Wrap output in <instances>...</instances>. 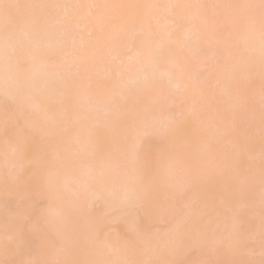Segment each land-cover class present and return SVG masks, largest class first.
I'll return each mask as SVG.
<instances>
[{
	"label": "bare ground",
	"instance_id": "obj_1",
	"mask_svg": "<svg viewBox=\"0 0 264 264\" xmlns=\"http://www.w3.org/2000/svg\"><path fill=\"white\" fill-rule=\"evenodd\" d=\"M9 2L80 5V7L67 9H43L37 14L40 23L47 29L42 35L39 59L47 66L52 88L49 92L34 97L30 103L41 104L44 109L56 116L60 124L51 132L42 131L39 127L28 129L29 139L37 148L56 143L60 149L58 155L61 156L64 155L63 148L66 145L78 149L71 154V162L65 169L69 177L67 189L69 198L72 196L71 178L78 176L81 168L91 163L87 145L88 124L86 120L77 118L78 113L81 116L94 117L95 108L101 107L108 100H114L121 106L119 119H116L114 115L112 126L104 129L105 148L115 153L124 146L125 127L131 122L132 114L147 111L150 117L167 123L173 117H179L181 112H186L180 135L187 140L193 154H196L201 143L206 141L212 158L217 164L224 165L226 168V173L216 175L213 182L199 192L200 198L206 205L209 228L217 227L215 218L223 211L221 197L227 196V189L232 185L227 173L234 169L241 176L254 177L251 185L239 186V195L235 199L229 198V203L242 213H247L250 207L254 208L255 216L246 215L244 218L253 226L255 233L253 240L259 241L262 140L261 137L259 138L261 112L256 109L258 105H261L259 93L263 81L259 70L258 30L254 37H248L239 10L211 7L206 10L204 16H201L200 10L195 8L107 9L105 14L111 18V23L101 28L92 23L98 10L90 7L99 4L211 6L258 2V0H9ZM126 12L141 18L145 26L150 28L155 39L166 42L162 57L155 63L149 61L147 55L139 49L138 43H133L128 35L119 31L121 16ZM27 15L25 9L16 11V24L19 28L24 29ZM184 35L198 40L199 47L190 50L182 48L179 39ZM169 54H179L190 68L205 69L206 78L211 80L213 85L219 78V74L215 71L217 68H228L234 61L244 62L251 56L255 60L253 71L249 72L245 69L230 73L238 86L240 95L244 98V103L233 105L225 89L211 87L212 89L208 90L207 83L204 85L205 92L202 97L194 96L190 87L185 86L184 81H173L174 84L178 83L179 87L170 86L167 77L164 76V73L171 70L167 63ZM17 70L22 73L31 71V57L21 56ZM2 71L0 66V74ZM254 93H256L255 96ZM251 96L258 100H256L258 103V105L255 104L256 107L251 101L252 98L250 100ZM193 106L194 112H192ZM253 107L256 111L254 109L252 111ZM244 112L245 115H243ZM17 114L19 127H28L30 113L27 107H23ZM39 119V116L31 115L33 124H38ZM216 128H228L231 133L230 138L225 139L223 135H214L213 130ZM250 128L255 129L254 133H259L258 137L248 135ZM233 142L243 143L245 151L235 153ZM143 147L155 157L168 147V141L159 136L150 135L145 137ZM240 158L246 163L240 161ZM249 160L251 161L247 162ZM22 164V161L8 152L7 136L3 123L0 122V261H16L17 264L22 260L52 258L46 249L36 242L35 237H30L28 242L21 241L14 244L7 252L5 251L12 227L10 210L24 208L23 197L16 190L15 185L17 183L36 185L41 180L38 166L33 164L32 171L21 175L17 182L15 174L22 172ZM125 171L126 175L118 178L107 173L104 180L107 184L114 181L119 184L134 178L133 165L130 162L126 165ZM6 182L9 184L8 191L4 190ZM249 192L254 196V201H249ZM187 198L185 196L181 199ZM33 199L39 203L41 219L46 213L50 212L55 216L60 210L58 202L49 200L42 194L33 193ZM89 206L96 216H104L107 211L104 200L90 202ZM171 224V216L152 215L140 210L127 219L111 222L109 231L113 236L132 234L133 229L151 234H163L168 231ZM162 226H166L165 230H162ZM45 227H47L46 224ZM215 234L218 236L219 232ZM50 235L55 237L54 232L50 231ZM211 235L210 231L209 236ZM248 244L249 242L245 241L238 248L225 247L215 254H210L207 249L194 244L189 249L167 253L162 258L189 260L192 264H199L209 259L216 260L219 264H245L247 261H255L259 264L260 243L256 248ZM255 253H258V257L253 256ZM63 258L87 264L89 261L106 258L117 260L122 257L81 248ZM128 258L148 261L160 257L148 252L131 255Z\"/></svg>",
	"mask_w": 264,
	"mask_h": 264
},
{
	"label": "snow or ice",
	"instance_id": "obj_2",
	"mask_svg": "<svg viewBox=\"0 0 264 264\" xmlns=\"http://www.w3.org/2000/svg\"><path fill=\"white\" fill-rule=\"evenodd\" d=\"M80 7V5H44L19 4L9 0H0V122L3 123L7 136V150L11 155L22 161V172L15 174L17 182L21 175L32 171L33 164L38 166L41 176L39 184L23 185L17 183L16 190L23 197L22 210H10L12 218L11 235L5 251L21 241L28 242L35 237L36 242L46 249L52 257L47 260L20 261L19 264H80L78 261L63 257L81 248H87L96 253L116 255L121 259L110 258L89 261L87 264H192L189 260H172L162 257L177 250H186L194 244H199L210 254L218 253L223 248H238L242 243L253 242L255 233L252 224L245 220L246 215L255 216L254 208L242 213L229 203V198L239 195L241 184L251 185L254 177L241 176L236 170L229 173L232 185L227 189V196L221 197L222 213L215 218L217 227L209 228L206 205L199 196L203 187L209 186L216 175L226 173L224 165H219L212 158L209 144L205 141L193 154L187 140L180 135V129L186 112L179 117H173L163 123L145 112L131 115V122L125 127V142L122 149L113 153L107 151L104 143V129L111 127L113 116L119 119L120 105L114 100L106 101L101 107L95 108V116H81L88 124V155L91 163L81 168L78 176L71 178L72 196H67L69 177L65 169L71 162V154L77 148L66 145L64 155H58L60 149L56 143L45 147H35L30 139L29 128L39 127L42 131L51 132L60 121L49 113L39 103H30L34 97L49 92L52 88L47 66L39 59L42 47V35L46 32L38 18L40 10L48 8ZM90 7L98 11L92 21L103 28L111 23V18L105 14L107 9H139V8H195L204 16L206 10L213 9L239 10L241 20L246 28V35L254 37L259 34V70L264 80V0L242 4L217 5H138V4H99ZM25 9L28 13L25 27L21 29L16 24L15 13ZM119 31L128 35L133 43H138L149 61L155 63L162 57L166 48L164 40L155 39L150 28L143 20L127 12L121 16ZM171 36V33H169ZM180 46L186 50L199 47L198 40L184 35L179 39ZM251 51V50H250ZM27 55L32 60V70L22 73L17 70L20 57ZM167 63L170 71L164 73L169 85L179 87L173 81H184L190 87L192 94L203 96L204 85L215 86L227 91L233 105H241L244 98L239 93L238 86L230 73L240 70H254L255 60L251 56L244 62L234 61L228 68H217L219 74L215 85L206 78V70L192 67L179 54H169ZM260 136L262 147L260 153V210H259V243L261 259L264 264V87L261 89ZM27 107L29 115L28 127H19L18 112ZM231 110V105H230ZM195 111L193 106L192 112ZM31 115L39 116V123L33 124ZM255 129L250 128L248 135H253ZM214 135L230 138L228 128L213 130ZM159 136L168 141V147L155 157L144 150L145 137ZM233 151H245L243 143L233 142ZM7 158V154H6ZM133 165L134 178L117 184L115 181L107 184L104 177L111 173L114 177L126 175V165ZM26 166V167H25ZM4 190H9L6 182ZM33 193L42 194L49 200L59 204L55 216L46 213L41 219L39 203L33 199ZM187 196V199H181ZM249 201L254 196L249 192ZM104 200L107 211L104 216H96L91 210L90 202ZM143 210L152 215L172 217V224L163 234H151L139 229H133L132 234L113 236L109 231L111 222L124 220ZM45 224L47 227H45ZM50 231L55 233L53 238ZM212 232L211 237L209 232ZM219 232L217 236L215 233ZM154 253L155 260L129 259L131 255ZM0 264H17L16 261H0ZM199 264H219L216 260L201 261ZM245 264H256L247 261Z\"/></svg>",
	"mask_w": 264,
	"mask_h": 264
},
{
	"label": "rangeland",
	"instance_id": "obj_3",
	"mask_svg": "<svg viewBox=\"0 0 264 264\" xmlns=\"http://www.w3.org/2000/svg\"><path fill=\"white\" fill-rule=\"evenodd\" d=\"M262 81H263V83H261V84H263V86H264V80H262ZM260 82H261V81H260ZM254 84H255V83H254ZM257 84H259V83H257ZM261 84H259V86H260ZM250 85H252V84H250ZM248 86H249V85H248ZM261 86H262V85H261ZM263 86H262V87H263ZM250 87H251V86H250ZM252 87H253V86H252ZM252 87H251V88H252ZM254 87H255V85H254ZM213 88H215V86H213ZM255 88H257V87H255ZM211 89H212V88H211ZM261 89H262V88H261ZM208 90H209V87H208ZM256 90H258V89H256ZM259 91H260V89H259ZM256 93H257V91H256ZM256 93H254V96H255ZM259 94H261V92H260ZM257 97H258V96H257ZM248 98H249V97H248ZM251 98H252V100H251ZM253 98H254V97L251 96V97H250V100H251L252 102H254V107H256L255 104L258 105V103L256 102L257 99H255L256 97H255L254 99H253ZM254 100H255V101H254ZM251 101H250V103H251ZM257 101H258V100H257ZM252 105H253V103L250 104L251 107H252ZM254 107L252 108V111L255 110ZM261 107H262V105H260V106L258 105L256 110H260V112H261ZM253 109H254V110H253ZM249 110H251L250 107H249ZM249 110L247 109V111H249ZM256 110H255V111H256ZM252 111H251V112H252ZM245 112H246V111H245ZM245 112H244L243 115H245ZM251 112H250V113H251ZM246 113H247V112H246ZM257 113H258V111H257ZM253 114H254V112H253ZM246 115H247V114H246ZM248 116H249V118H250V115H249V114H248ZM254 116H255V114H254ZM246 117H247V116H246ZM246 117H245V119H246ZM251 117H252V115H251ZM258 135H259V133H254V134H253L254 137H258ZM260 137H261V136H259V138H260ZM243 156H244V155H243ZM243 156H240V157H243ZM244 158H246V157H244ZM244 158H243V159H244ZM240 159H241V158H240ZM248 159H249V158H248ZM240 161H242V159H241ZM250 161H251V160H249V161H247V162H250ZM242 162H244V161H242ZM244 163H246V162H244ZM249 169H250V168H249ZM249 169H248V170H249ZM165 228H166V226H162V230H165ZM248 245H249V246H253V247L256 248V247L259 245V241H255V240H253V242L249 243ZM253 256H254V257H258V253L253 254ZM255 259H256V258H255Z\"/></svg>",
	"mask_w": 264,
	"mask_h": 264
}]
</instances>
